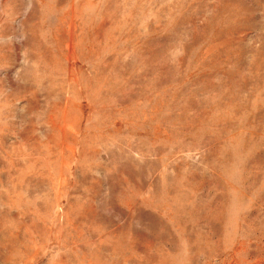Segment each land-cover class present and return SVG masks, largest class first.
<instances>
[{
	"label": "rangeland",
	"instance_id": "obj_1",
	"mask_svg": "<svg viewBox=\"0 0 264 264\" xmlns=\"http://www.w3.org/2000/svg\"><path fill=\"white\" fill-rule=\"evenodd\" d=\"M0 264H264V0H0Z\"/></svg>",
	"mask_w": 264,
	"mask_h": 264
}]
</instances>
